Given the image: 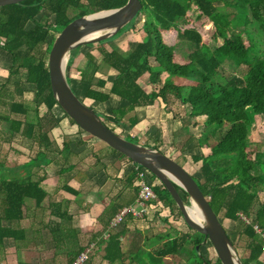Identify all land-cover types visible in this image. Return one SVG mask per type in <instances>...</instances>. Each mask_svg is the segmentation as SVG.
Instances as JSON below:
<instances>
[{
  "label": "trees",
  "instance_id": "1",
  "mask_svg": "<svg viewBox=\"0 0 264 264\" xmlns=\"http://www.w3.org/2000/svg\"><path fill=\"white\" fill-rule=\"evenodd\" d=\"M126 1L26 0L0 7V51L10 60L4 83L13 80L18 92L23 85L33 90V109L19 101L9 105V114L24 117L23 122H10L12 132H18L24 126L27 139H32L35 129L40 131L44 127L38 117L41 106L45 109L44 114L51 115V121L56 120L51 112L59 106L50 90L47 67L48 53L54 40L50 38V33H59L76 18L122 7ZM139 1L142 9L137 17L140 14L145 17L142 25L144 36L126 54H121L115 47L110 51L98 49L101 61L113 69L116 76L107 92L104 91L105 82L99 80L95 89H87L84 99L106 103L114 97L127 102L129 109L152 105L157 99L165 105L175 100L190 108V118L205 117L199 146L209 148L210 153L205 157L193 158L194 163L201 164L199 177L192 178L219 222L220 215L232 222L239 220V214L251 220L243 230L248 257L242 264H264L260 260L263 256L262 241L253 229V226H257L264 233V201L258 202V192L264 188V152L257 150L249 140L255 117L260 116L264 121V0ZM191 8L198 13L196 19L203 17L212 24L213 39L221 41L217 47L211 49L203 43L201 33L193 27ZM41 11H46L52 21L41 17ZM29 23L31 26L27 27ZM130 25L132 28L134 22ZM172 39L187 44L189 52L185 59L175 53V42L167 44ZM103 42L98 44L102 45ZM226 64L236 70L243 68V73L224 76ZM80 66V82L90 85L97 71L93 56L85 54ZM68 70L67 67L66 78L70 84ZM145 74L148 75L150 93H146L139 84ZM117 116L114 120L119 123L121 116ZM64 118L79 133H84L66 114ZM78 143L81 144L80 140ZM69 145L70 142L62 143L65 150ZM111 151L131 162L122 154ZM134 178L132 172L127 175L129 186ZM155 180L157 184L153 182V191L156 203L163 204L171 213L176 212L177 217L182 218L167 190ZM176 189L183 203L189 206L188 196L180 188ZM0 190L5 193L0 208L1 245L4 238L16 240L17 234L2 227L1 222L21 220L24 199H33L36 205H40L46 194L38 181L21 179L2 181ZM70 192L78 195L73 190ZM117 211L118 207L111 210V218ZM125 234L124 227H121L105 242L103 260L107 264H166V261L184 253L189 254L188 264H220L217 258L214 263L203 258L199 249L207 239L196 231L193 238L179 232L157 235L153 237L155 240L149 250L141 254L148 239L143 237L141 242H137L135 234L128 249L123 252L120 239ZM191 242L192 248L188 250L186 245ZM196 247H199L198 250Z\"/></svg>",
  "mask_w": 264,
  "mask_h": 264
},
{
  "label": "crops",
  "instance_id": "2",
  "mask_svg": "<svg viewBox=\"0 0 264 264\" xmlns=\"http://www.w3.org/2000/svg\"><path fill=\"white\" fill-rule=\"evenodd\" d=\"M117 41L118 39L113 43L119 49L123 40ZM96 45L107 51L111 50L109 44ZM91 47L93 44L83 45L71 51L68 57L69 65L66 66L69 68L72 89H76L83 98L87 89H95L99 80L105 82L104 91L107 92L116 76V72L101 61L99 47L95 51H91ZM2 53L0 51V56ZM85 54L93 56L97 67L90 85L80 82L78 70ZM9 65L0 60V77H7ZM2 78L0 102L4 103L2 94L7 95L11 85L12 89L18 88L11 81L4 83L5 78ZM139 84L146 93H150L147 74L140 78ZM90 102L88 106L98 115L108 111L114 116L120 115V122L125 125L124 135L137 138L139 140L137 144L160 151L179 163L191 176L199 177L198 169L201 163H194L193 158L205 157L210 153L209 148L199 146V138L203 131L200 129L201 126L204 127L205 117L190 118V108L174 100L165 105L157 99L152 105L134 109H129L127 102L114 97L106 103ZM25 106L28 107V104ZM96 107L99 109H95ZM59 111L61 110L58 107L52 110L54 113ZM38 117L41 125L42 122L47 123V117L45 119H41L40 115ZM54 117L57 120L58 116ZM48 120L50 123L52 119ZM12 121L23 122L24 117L1 112L2 137L7 139V143L17 144H13L15 152L6 147V144L2 146L1 153L6 157L3 156L4 160L0 163V183L9 179L38 181L46 195L40 205H36L33 199L25 198L21 220L1 222L2 227L16 231L17 234L16 240L3 239L0 245V264H69L76 253L89 242L95 241L106 230L114 207L119 209L134 202L135 182L133 180L129 186L126 180L130 173V163L106 150L104 148L106 146H102L98 140L84 138L85 133H79L77 137L62 133L63 135L57 138L54 129H51L52 131L35 129L32 139H27L24 126H21L18 132L9 129ZM65 135L68 137L66 140ZM79 140L81 144L78 143ZM58 141L70 142L68 150L63 149ZM91 146L93 150L88 152V147ZM29 164L34 165L28 166ZM194 168L196 175L189 172ZM72 190L78 195H73L70 192ZM4 199L5 193L0 190V208ZM124 231L126 234L120 239L123 252L132 241V238L128 239L130 235H140L141 240L145 238L143 230L138 231L140 233L138 234L124 227ZM104 246L105 243H98L96 252L88 264H107L103 260Z\"/></svg>",
  "mask_w": 264,
  "mask_h": 264
},
{
  "label": "water",
  "instance_id": "3",
  "mask_svg": "<svg viewBox=\"0 0 264 264\" xmlns=\"http://www.w3.org/2000/svg\"><path fill=\"white\" fill-rule=\"evenodd\" d=\"M24 1L26 0H0V7ZM141 9L139 0H127L122 7L88 14L67 24L54 37L48 53L47 67L52 96L62 112L86 135L148 170L167 190L185 225L209 240L220 264H242L225 229L192 176L179 163L160 151L132 143L109 129L91 107L78 99L67 82L65 71L71 51L114 37L137 17ZM176 187L188 196L190 204L193 202L199 209L202 223L190 217Z\"/></svg>",
  "mask_w": 264,
  "mask_h": 264
},
{
  "label": "rangeland",
  "instance_id": "4",
  "mask_svg": "<svg viewBox=\"0 0 264 264\" xmlns=\"http://www.w3.org/2000/svg\"><path fill=\"white\" fill-rule=\"evenodd\" d=\"M190 13H189L190 18L193 19V23H192L193 27L196 28L201 33L203 43L208 45L211 49L217 47L221 43V41L213 39L214 38L213 37L214 27L212 26V24L207 19H205L203 17H198L196 19V16L198 15V13L195 9L191 8ZM40 15H41V17L44 16L45 18H48L49 21H52L51 16L46 11H41ZM38 17L39 16H37V18ZM144 20H145V17L142 14H140L138 17H136L132 21V22H134V25L132 28H130L132 25L128 24L127 26H125L121 30L122 32L120 34H116L114 37L108 39L107 41H104L103 45L109 44V46H111V48H114L115 44L113 42L115 40H117V39H118V41L123 40V42H121V44H122L121 47L119 49L117 47H115V48H117L121 54H126V52L131 51L135 47V43L138 40H140V38H142L144 36L143 28H142ZM40 21L43 22L44 19H41ZM30 26H31V23H29L27 25V27H30ZM57 34L58 33L51 32L50 38H54ZM174 42H175V39L174 40L173 39L168 40L167 44L171 45ZM98 47H99V45L93 44V47H91L90 50L95 51V49ZM99 48H101V47H99ZM188 52H189V48H188L187 44H185L183 42H178L176 40V42H175V53L177 54V56L182 58V59H185ZM0 60H2L3 63L6 62L7 66H8V64H10L9 57L5 53H2V56H0ZM67 65H69V62H67ZM224 68H225L223 70L224 76H228L229 74H234V73L241 75L243 73V71H242L243 68L236 70L230 64L224 65ZM65 73H66V71H65ZM5 75H6V73H5ZM164 76L165 75H163V78H164ZM1 78L2 77H0V82H1ZM4 78H6V77H4ZM4 78H2V79H4ZM12 82H14V81L11 80V83ZM10 87H11L10 88L11 90H8L9 93L7 95L2 94V96L4 98V103H3V101L0 102V114H1V112L9 114L8 106L13 101L23 102L24 104H28L29 108H31V109L34 108V104L32 103L33 102L32 101L33 90L31 89L30 86H28V85L21 86L19 92H18V89H12L13 88L12 85ZM73 91H74L75 95L78 97V99H80L85 104L87 103L86 104L87 106L91 103L90 101L85 100L83 97L79 96L76 89H73ZM174 102H175V100H174ZM93 107H95V106H93ZM95 109H99V108L96 107ZM44 113H45L44 107H42V106L39 107L38 108V115H40V118L45 119L47 117L49 119V117L51 115H47ZM62 113L63 112H61V111H59L57 113L51 112L52 116H58V118H57V120L51 121L50 123H48L49 122L48 119H47V123L42 122V124L44 125L42 131H52L51 129H54L55 134L57 133V135L55 136L57 138L59 135L62 136L63 135L62 133H66V135L69 134V136L75 135L77 137L79 132L77 133L76 127L74 125H72L71 122L68 121V119L64 118V114H62ZM45 115H47V116H45ZM98 116L102 119L104 124L109 129H111L114 132L119 133V134H121V131H122L123 134H121V135L123 137H125L128 141H130L132 143H139V140L137 138L124 135L125 131H126L124 128L125 125L122 123V121L120 123L116 124L115 123L116 120H114V119H117L116 118L117 116H114V114L112 115L108 111V112L103 113V114L99 113ZM111 119H113V120H111ZM203 129H204V127L202 128V126H201L200 131H202ZM66 138H68V137L66 136L64 140H66ZM84 138H90V137L88 135H84ZM6 140L7 139H4L2 137V133L0 131V163H2V161L4 160L3 156L6 157V155H3V153H1V151H2L1 149H2L3 144H6V147H8L9 149H11L14 152L16 150V149H14L13 144L16 145L17 143H12V142L7 143ZM92 140H96V139H92ZM249 140H251L252 143H254L257 150L264 152V121H263L262 117H260V116L255 117V123L251 127ZM58 142H59V144H62V142H60V141H58ZM100 144L102 146H106L102 142ZM104 148L106 150L111 151V149H109V147H107V146ZM92 150H93L92 146L90 148L88 147V152L89 151L92 152ZM195 169L196 168L190 170L189 172L192 173L193 175H196ZM153 177L154 176L150 175L149 180L151 182H154V184H157L155 178H153ZM156 201L157 200L155 199V201L153 203L155 205V209H158V210L155 213H153V215L149 216L150 219H145L143 221H133L129 218L125 221L123 226H121V227H125V228H130V230H132V232H135V231L138 232L140 230H143L145 232V238L146 237L150 238L148 240V242H146L144 247L141 249L140 254L146 253V251L149 250L150 244L152 243L153 240H155L151 236L155 237L157 235L165 234V233L175 234V232H179L180 234H187L191 238H193V236H194L193 235L194 231L190 230L185 225L182 218L177 217L176 212L171 213L168 208H166L163 204L156 203ZM263 201H264V188H261L260 191L258 192V202H263ZM219 218L221 220L220 221L221 225L225 229L229 239L231 240L232 244L236 247L235 250H236V254H237L238 259L241 262L245 261L248 257L247 239L245 236H243V230H244L246 223L240 219L236 222L228 221V220H225L222 217V215H220ZM134 235L135 234L130 235L128 237V239L133 238ZM141 237L142 236H140V235L139 236L136 235L135 240L137 242H141ZM186 248L188 250H190L192 248V242H191V244L190 243L187 244ZM199 251L205 260H209L212 263L215 262L217 256H216V253H215L211 243L209 242V240H207L206 242H204V244L201 245ZM95 252H96V250L94 251V253ZM92 256H93V254H92ZM188 257H189V254L184 253V254L177 256L173 260L166 261V264H188L187 263ZM260 260H261V262L264 263V255L260 258ZM98 262L101 263V260L98 259ZM146 264H148V263H146Z\"/></svg>",
  "mask_w": 264,
  "mask_h": 264
},
{
  "label": "built area",
  "instance_id": "5",
  "mask_svg": "<svg viewBox=\"0 0 264 264\" xmlns=\"http://www.w3.org/2000/svg\"><path fill=\"white\" fill-rule=\"evenodd\" d=\"M1 41V40H0ZM1 43V42H0ZM129 171L134 173L135 178V199L134 202L128 206L118 209L115 215L109 220L106 230L95 241L89 242L83 250L69 264H88L90 257L97 249L99 242L105 243L108 239L115 234L120 226H122L127 219L133 221H143L150 219L149 216L153 215L158 209H155L154 201L156 195L153 191V182L149 180L151 175L145 168L130 162ZM239 219L246 224H250V219L239 214ZM255 233L259 235L262 241V250L264 255V233L253 226Z\"/></svg>",
  "mask_w": 264,
  "mask_h": 264
},
{
  "label": "bare ground",
  "instance_id": "6",
  "mask_svg": "<svg viewBox=\"0 0 264 264\" xmlns=\"http://www.w3.org/2000/svg\"><path fill=\"white\" fill-rule=\"evenodd\" d=\"M187 212L193 220H195L198 223H202L199 209L196 207V205L193 202L189 206H187Z\"/></svg>",
  "mask_w": 264,
  "mask_h": 264
}]
</instances>
